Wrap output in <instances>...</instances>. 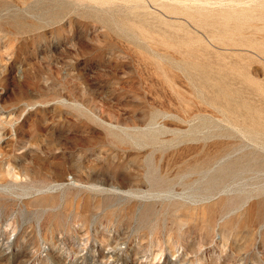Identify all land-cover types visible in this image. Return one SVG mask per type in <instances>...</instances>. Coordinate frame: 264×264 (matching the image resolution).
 Wrapping results in <instances>:
<instances>
[{
  "label": "rangeland",
  "instance_id": "rangeland-1",
  "mask_svg": "<svg viewBox=\"0 0 264 264\" xmlns=\"http://www.w3.org/2000/svg\"><path fill=\"white\" fill-rule=\"evenodd\" d=\"M0 264H264V0H0Z\"/></svg>",
  "mask_w": 264,
  "mask_h": 264
},
{
  "label": "bare ground",
  "instance_id": "bare-ground-1",
  "mask_svg": "<svg viewBox=\"0 0 264 264\" xmlns=\"http://www.w3.org/2000/svg\"><path fill=\"white\" fill-rule=\"evenodd\" d=\"M183 1H184V2H187V1H192V0H183ZM173 2H174V1H173ZM168 3H169V2H168ZM174 3H175V2H174ZM176 3H177V2H176ZM176 3H175V4H176ZM180 3H181V2H180ZM180 3H179V4H180ZM185 4H186V3H185ZM199 4H200V3H199ZM208 4H209V3H208ZM187 5H188V4H187ZM200 5H201V4H200ZM202 5H203V4H202ZM182 6H183V5H182ZM204 6H207V5H204ZM202 7H203V6H202ZM216 7H217V6H216ZM236 7H237V6H236ZM207 8H209V5L207 6Z\"/></svg>",
  "mask_w": 264,
  "mask_h": 264
}]
</instances>
